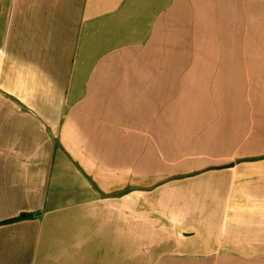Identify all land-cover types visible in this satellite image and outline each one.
I'll use <instances>...</instances> for the list:
<instances>
[{
    "label": "crops",
    "instance_id": "obj_1",
    "mask_svg": "<svg viewBox=\"0 0 264 264\" xmlns=\"http://www.w3.org/2000/svg\"><path fill=\"white\" fill-rule=\"evenodd\" d=\"M262 20L0 0V264H264Z\"/></svg>",
    "mask_w": 264,
    "mask_h": 264
},
{
    "label": "rangeland",
    "instance_id": "obj_2",
    "mask_svg": "<svg viewBox=\"0 0 264 264\" xmlns=\"http://www.w3.org/2000/svg\"><path fill=\"white\" fill-rule=\"evenodd\" d=\"M264 21V20H262ZM259 40L263 41L260 42V49H264V26H260L259 28ZM262 62H264V58L263 59H259V63L262 64Z\"/></svg>",
    "mask_w": 264,
    "mask_h": 264
},
{
    "label": "trees",
    "instance_id": "obj_3",
    "mask_svg": "<svg viewBox=\"0 0 264 264\" xmlns=\"http://www.w3.org/2000/svg\"><path fill=\"white\" fill-rule=\"evenodd\" d=\"M15 219V218H14ZM14 219H11L10 221H13Z\"/></svg>",
    "mask_w": 264,
    "mask_h": 264
}]
</instances>
